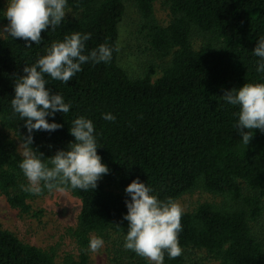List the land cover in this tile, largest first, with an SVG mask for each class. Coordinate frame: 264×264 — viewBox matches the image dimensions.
<instances>
[{
    "label": "trees",
    "instance_id": "16d2710c",
    "mask_svg": "<svg viewBox=\"0 0 264 264\" xmlns=\"http://www.w3.org/2000/svg\"><path fill=\"white\" fill-rule=\"evenodd\" d=\"M126 1L140 18L151 52L168 58L135 78L118 65V30ZM154 2L68 0L71 15L55 31H42L40 44L26 47L22 39L0 38V127L19 143L28 133L10 101L25 65L71 31L92 34L86 49L101 43L115 49L110 62L82 65L67 84L45 76L50 92L60 93L71 108L47 118L61 128L32 133V148L48 158L74 142L68 131L72 119L85 116L94 124L97 154L109 172L94 190L66 191L80 204L71 232L76 257L65 255L57 262L53 249L24 243L0 227V264H87L91 235L124 236L127 231L123 189L133 179L160 199L176 201L194 188L220 196V205L203 203L183 212L178 236L182 250H203L217 264H264V239L253 231L257 222L264 223V133L253 129L244 146L233 128L237 109L221 97L244 83L264 82L251 54L257 39L264 37V0H166L165 26L155 19ZM3 9L0 0V25L6 22ZM194 38L200 40L197 47ZM155 70L159 76L153 80ZM106 112L116 117L114 122L101 118ZM21 159L13 141L1 138L0 195L11 208L29 214V202L50 191L31 195L21 190L27 184L18 167ZM124 254L122 264H146L132 251ZM183 263L182 254L174 259L165 254L164 264Z\"/></svg>",
    "mask_w": 264,
    "mask_h": 264
},
{
    "label": "clouds",
    "instance_id": "9594fccd",
    "mask_svg": "<svg viewBox=\"0 0 264 264\" xmlns=\"http://www.w3.org/2000/svg\"><path fill=\"white\" fill-rule=\"evenodd\" d=\"M66 13H69L68 0H8L2 13L7 24L0 33L22 39L26 47L38 45L42 41L41 32L61 27ZM91 35L71 31L62 40L52 42L34 63L23 67L24 75L16 77L13 83L10 106L28 133L18 146L22 157L18 167L27 181L20 187L31 195H39L43 190L61 193L70 189L94 190L97 182L109 172L97 154L94 124L85 116L72 119L68 131L74 142L66 149H58L45 158L32 148V133L61 128V124L54 120L49 122L47 118L54 117L57 112L67 114L71 108L60 93L50 92L45 76L67 84L82 71V65L110 62L115 49L107 43L86 49ZM251 54L257 58L254 70L264 80V37L257 39ZM221 97L237 109L233 112L236 117L233 128L244 146L249 144L253 129L264 133V82L244 83L226 90ZM101 118L108 122L116 119L110 112L101 113ZM123 191L127 197L124 200L126 213L122 215L127 222L123 248L143 258L146 264H164L165 254L169 259L180 256L182 248L178 236L182 231V207L171 198H158L138 179H133ZM104 244L101 236H91L86 251L99 253Z\"/></svg>",
    "mask_w": 264,
    "mask_h": 264
},
{
    "label": "rangeland",
    "instance_id": "374dc122",
    "mask_svg": "<svg viewBox=\"0 0 264 264\" xmlns=\"http://www.w3.org/2000/svg\"><path fill=\"white\" fill-rule=\"evenodd\" d=\"M165 1L155 0L153 4L155 19L162 26H165L169 21ZM1 2L5 8L8 0H1ZM70 15L69 12L65 16ZM5 24H7V20L0 25V29ZM5 36L7 35L0 33V38ZM193 42L195 47L200 44L199 38H194ZM167 60L168 58L161 60L151 52L141 28L140 18L133 5L126 1L124 16L118 30V65L130 78H135L146 73L150 65H161ZM155 71L153 80L159 76V71ZM3 137L13 141L15 151L20 156L19 142L11 132L0 127V139ZM175 202L182 207L183 212H192L203 203L220 205L223 199L220 196L204 192L200 188H194L180 196ZM29 205L30 213L21 214L11 208L5 198L0 195V227L10 231L24 243L44 250L53 249L57 262L61 261L65 255L76 257L77 249L71 232L76 224L80 207L79 201L66 191L63 193L50 191L45 195L35 197L29 202ZM253 231L264 239V223L262 221L253 225ZM123 237L115 234L102 237L105 241L104 247L99 253L88 252L87 264H115L116 262L122 264L121 261L125 258L124 251L126 250L122 246ZM182 256L184 257L183 264H217L203 250L185 249L182 250Z\"/></svg>",
    "mask_w": 264,
    "mask_h": 264
}]
</instances>
